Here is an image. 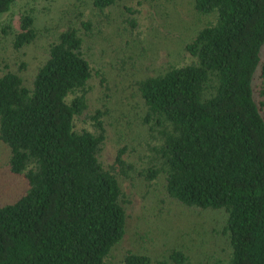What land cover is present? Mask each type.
Listing matches in <instances>:
<instances>
[{
  "label": "trees",
  "instance_id": "1",
  "mask_svg": "<svg viewBox=\"0 0 264 264\" xmlns=\"http://www.w3.org/2000/svg\"><path fill=\"white\" fill-rule=\"evenodd\" d=\"M16 1L0 0V15ZM87 1L101 21L78 11L74 22L54 29L28 83L0 61L8 170L0 184V264H106L126 234L122 181L159 177L166 198L225 214L227 246L207 264H264V0H191L195 26L161 16L167 40L177 32L176 53L187 55L172 53L167 69L136 82L145 136L129 144L119 131L124 139L109 161L103 150L110 110L89 100L94 77L103 99L109 86L83 38L102 21L109 28L108 10L117 5L122 30L136 31L141 2ZM33 21L23 14L18 30L4 28L14 49L38 36ZM140 144L143 152L132 157ZM145 229L147 236L155 230L152 223ZM199 242L186 233L157 258L127 249L119 264L206 262V249L194 252Z\"/></svg>",
  "mask_w": 264,
  "mask_h": 264
},
{
  "label": "rangeland",
  "instance_id": "2",
  "mask_svg": "<svg viewBox=\"0 0 264 264\" xmlns=\"http://www.w3.org/2000/svg\"><path fill=\"white\" fill-rule=\"evenodd\" d=\"M123 1L130 4L137 0ZM139 1L141 4L138 6L139 23L136 31L131 33L128 29L122 30L124 23L119 19L117 5L108 10L113 22L109 28L102 21L96 26V32H90L83 38L87 57L95 67L106 73L109 86L108 98L103 99V88L98 85L97 77H94L90 82L92 91L89 92L92 106L105 104L110 110V115L105 116V161L111 159L114 148L124 139L119 138V131L127 135L129 144L133 137L141 140L145 136V127L140 122L144 105L136 82L167 69L170 62H173L172 53L181 60L187 55L176 53V46L180 42L177 32L169 33L170 39L167 40L168 33L163 29L161 16H169L177 24L194 25L195 21L191 0ZM78 11H82L83 18L91 17L96 23L101 21V15L96 16L87 0H17L9 11L0 15V61L19 72L28 83L47 57V46L53 30L65 27L69 21L74 22ZM23 14L33 16L35 28L39 31L33 42L16 50L11 44L12 34L6 35L4 28L8 26L13 32L18 30L19 19ZM125 27L127 28L126 25ZM261 55L264 59V47ZM23 63L26 64L24 68ZM141 152L143 147L140 144V147L136 146L132 157H137ZM6 155L7 151L0 143V184L4 182V176L8 172ZM122 187L129 199L126 207V234L106 264H119L122 252L127 249L146 251L153 258L163 256L173 244L176 245V242L185 238L186 233L190 239L198 238L202 242L194 244L196 254L202 252L200 249H206L209 253L208 257H204L206 262L192 259L191 264H207L212 254H224L226 237L220 232L225 220L223 212L187 208L166 198L162 177L151 184L141 179L122 181ZM1 189L0 185V191ZM150 223L155 230L147 236L143 232Z\"/></svg>",
  "mask_w": 264,
  "mask_h": 264
}]
</instances>
